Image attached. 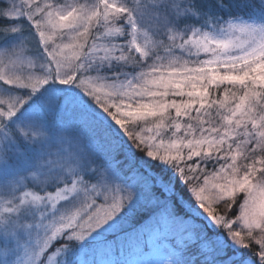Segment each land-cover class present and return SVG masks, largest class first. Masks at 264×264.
<instances>
[{"label": "snow or ice", "instance_id": "1", "mask_svg": "<svg viewBox=\"0 0 264 264\" xmlns=\"http://www.w3.org/2000/svg\"><path fill=\"white\" fill-rule=\"evenodd\" d=\"M0 264H264V0H0Z\"/></svg>", "mask_w": 264, "mask_h": 264}]
</instances>
